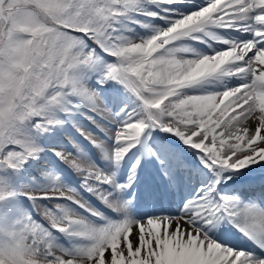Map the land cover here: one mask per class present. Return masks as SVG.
Returning a JSON list of instances; mask_svg holds the SVG:
<instances>
[{"label": "snow or ice", "instance_id": "6c2138e0", "mask_svg": "<svg viewBox=\"0 0 264 264\" xmlns=\"http://www.w3.org/2000/svg\"><path fill=\"white\" fill-rule=\"evenodd\" d=\"M0 264H264V0H0Z\"/></svg>", "mask_w": 264, "mask_h": 264}, {"label": "bare ground", "instance_id": "6f19581e", "mask_svg": "<svg viewBox=\"0 0 264 264\" xmlns=\"http://www.w3.org/2000/svg\"><path fill=\"white\" fill-rule=\"evenodd\" d=\"M162 204H163L164 207H168V201L167 200H163L162 201ZM172 208L174 210V208H175V205L174 204L172 205Z\"/></svg>", "mask_w": 264, "mask_h": 264}, {"label": "rangeland", "instance_id": "374dc122", "mask_svg": "<svg viewBox=\"0 0 264 264\" xmlns=\"http://www.w3.org/2000/svg\"><path fill=\"white\" fill-rule=\"evenodd\" d=\"M144 31H145L144 29H139V33H140V34H143ZM69 179H70V177H69Z\"/></svg>", "mask_w": 264, "mask_h": 264}]
</instances>
